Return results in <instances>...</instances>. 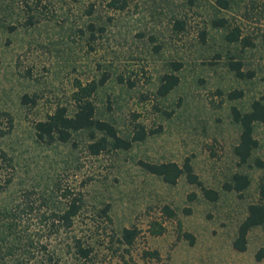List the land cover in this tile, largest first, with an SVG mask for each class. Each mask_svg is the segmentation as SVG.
<instances>
[{"label":"rangeland","instance_id":"1","mask_svg":"<svg viewBox=\"0 0 264 264\" xmlns=\"http://www.w3.org/2000/svg\"><path fill=\"white\" fill-rule=\"evenodd\" d=\"M107 1L0 0V152L12 156L0 155V196H40L58 183L83 197L69 230L46 235L41 211L29 213V232L38 233L60 264H264L254 257L264 245V223L248 231L244 250L232 245L264 174L252 163L254 156L264 159V123H253L257 145L250 164L239 165L232 151L239 126L231 116V105L243 111L264 95V0H227V6L127 0L121 8ZM219 17L225 24L213 25ZM233 26L252 44L227 41ZM230 57L253 74L235 76ZM102 72L107 78L91 95L95 116L124 137L138 125L151 132L127 149L96 154L87 150L85 130L66 142L37 140L33 123L57 105L72 112L75 82L97 80ZM164 72L179 79L158 95ZM232 89L242 95L228 98ZM186 156L202 183L218 190L217 199L204 197L183 174L170 184L139 163L180 164ZM236 170L250 178L240 193L221 187ZM131 226L137 234L125 245L119 232ZM72 234L91 246L90 260L73 253Z\"/></svg>","mask_w":264,"mask_h":264},{"label":"trees","instance_id":"2","mask_svg":"<svg viewBox=\"0 0 264 264\" xmlns=\"http://www.w3.org/2000/svg\"><path fill=\"white\" fill-rule=\"evenodd\" d=\"M127 0H108L107 3L113 8H121ZM221 5L227 6V0H217ZM29 23V14L27 20ZM177 28H181L183 21L175 19ZM213 25L225 24L222 17L212 19ZM227 41H240L242 45H251L252 41L246 36H240L238 26H233L224 34ZM176 66L178 63H175ZM226 64L237 77H249L252 70H244L242 62L238 58L230 57ZM107 78L102 72L97 80L86 82H75L72 91L74 108L69 112L65 105H57L47 113L44 118L33 123L34 135L40 142L51 144L53 142H66L70 140L72 133L85 130L89 136L87 150L96 154L103 149H127L133 141L143 139L151 130H145L138 125L129 137L118 134L116 127L108 120L95 116V105L92 93L98 85ZM178 75L174 72H164L156 87L158 95H165L178 82ZM228 98H237L242 95L241 89H232L227 92ZM23 102L29 100L27 94H23ZM232 120L238 124L239 132L232 151L237 157V164L249 165L252 150L257 145V139L253 136V123L255 121L264 123V95H259L250 101L249 108L241 111L235 105H231ZM3 160L10 161L12 156L1 151ZM140 165L150 173L158 175L163 181L174 184L180 175L200 187L204 197L215 200L218 190L205 186L198 175L193 171L189 158L186 156L179 164L173 160L167 161H144L139 160ZM253 165L264 168V159L254 156ZM250 182L246 172L233 171L229 179L224 180L221 187L225 190H235L240 193ZM257 199L247 204V211L239 221L236 233L232 239V245L237 250H244L247 244L248 231L257 225L264 223V174L257 182ZM40 196H0V264H60L58 254L49 249L46 242L42 241L35 231L29 232V213L41 211L39 221L42 222L46 235L69 230L72 227L76 214L81 209L83 197L73 194L68 188L57 183L49 186ZM193 192L189 194V197ZM107 205L101 208L106 213ZM164 211L171 215L173 211L164 204ZM37 213V212H36ZM159 226V225H158ZM160 227V226H159ZM156 229L155 232H159ZM37 233V235H35ZM118 240L130 245L137 234L135 226L122 227ZM187 234V233H185ZM69 244V243H68ZM70 244L76 257L84 261L90 260L91 246L85 243L81 237L72 234ZM154 253V252H151ZM255 259L264 258V245L259 246L254 252Z\"/></svg>","mask_w":264,"mask_h":264}]
</instances>
